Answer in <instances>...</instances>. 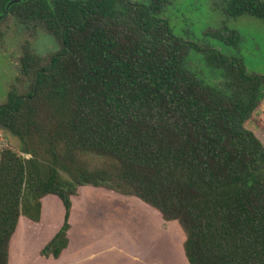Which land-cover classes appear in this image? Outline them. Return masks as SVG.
Here are the masks:
<instances>
[{
  "label": "trees",
  "instance_id": "16d2710c",
  "mask_svg": "<svg viewBox=\"0 0 264 264\" xmlns=\"http://www.w3.org/2000/svg\"><path fill=\"white\" fill-rule=\"evenodd\" d=\"M0 0L13 18L59 46L25 45L0 105V131L22 151L0 152V264H11L22 221L69 249L76 200L88 186L132 197L183 232L188 264H264V131L253 125L264 76L244 61L178 37L163 16L173 0ZM232 18L264 21L262 0H216ZM233 37H235L233 35ZM223 75L211 84L190 53ZM57 201L60 222L46 223Z\"/></svg>",
  "mask_w": 264,
  "mask_h": 264
},
{
  "label": "rangeland",
  "instance_id": "374dc122",
  "mask_svg": "<svg viewBox=\"0 0 264 264\" xmlns=\"http://www.w3.org/2000/svg\"><path fill=\"white\" fill-rule=\"evenodd\" d=\"M219 4L216 0H173L165 4L163 16L178 37L202 48L236 56L244 61L249 73L264 76V21L251 16L232 18ZM25 45H31L43 56L59 50L53 37L45 31L36 33L13 18L1 23L0 105L11 89H27L28 79L20 73ZM190 54L189 66L193 71L208 83L223 85L222 73L209 67L202 54L196 51ZM253 124L264 129V99ZM9 146L22 151L14 135L0 131V152ZM141 208L130 197L117 196L102 188H83L76 201L73 244L68 255L57 262L41 256L48 230L41 232L38 225L30 227L23 221L14 241L11 264H188L180 227L170 224L162 230L163 226L153 219L151 212ZM61 216L60 205L51 201L46 222L58 221Z\"/></svg>",
  "mask_w": 264,
  "mask_h": 264
},
{
  "label": "crops",
  "instance_id": "0c3cea01",
  "mask_svg": "<svg viewBox=\"0 0 264 264\" xmlns=\"http://www.w3.org/2000/svg\"><path fill=\"white\" fill-rule=\"evenodd\" d=\"M254 125V124H253ZM254 127L255 128H259V130H261V131H264V129H262V128H260V127H256L255 125H254ZM108 193H110V192H108ZM111 194H113V193H111ZM115 195V194H114ZM117 196H119V195H117ZM122 197V196H121ZM80 199V198H79ZM78 199V200H79ZM130 199H134L136 202H138L139 203V205L142 207L141 209H144L146 212H147V210H148V212H151V216L153 217V219L155 218L156 219V221L159 223H161V225L163 226V228H162V230H164V227L165 226H167V225H170V224H166V223H164L160 218H159V216L157 215V213L153 210V209H151V208H149L148 206H146V205H144V204H142L141 202H139V201H137L135 198H132V197H130ZM54 201V200H53ZM77 201V200H76ZM51 203V202H50ZM49 203V204H50ZM58 203V202H57ZM59 204V203H58ZM60 205V204H59ZM60 207H61V205H60ZM61 209H62V207H61ZM75 216H74V218H73V222H72V230H71V233H70V240H71V243H70V246H69V249L66 251V253L62 256V258H60L59 260H52V261H55V262H57V261H61V260H63L67 255H68V253L70 252V250H71V248H72V231H73V228H74V222H75V219H76V214H77V209H76V205H75ZM62 216H63V209H62ZM62 216H61V218H62ZM156 216V217H155ZM48 217V216H47ZM61 218H60V220H61ZM60 220H58V221H52V222H48V224H53V223H57V222H60ZM47 221V220H46ZM23 222V221H22ZM22 222H21V224H22ZM47 223V222H46ZM146 223H150V221H148V222H146ZM21 224H20V226H21ZM173 224H175V223H173ZM20 228V227H19ZM48 230V229H47ZM18 231H19V229H18ZM48 233H49V230H48ZM48 240V239H47ZM46 240V241H47ZM45 241V242H46Z\"/></svg>",
  "mask_w": 264,
  "mask_h": 264
},
{
  "label": "water",
  "instance_id": "95a60500",
  "mask_svg": "<svg viewBox=\"0 0 264 264\" xmlns=\"http://www.w3.org/2000/svg\"><path fill=\"white\" fill-rule=\"evenodd\" d=\"M16 3H19V0H14V1L10 2L9 5H8V7H7V9H9L12 5H14Z\"/></svg>",
  "mask_w": 264,
  "mask_h": 264
}]
</instances>
